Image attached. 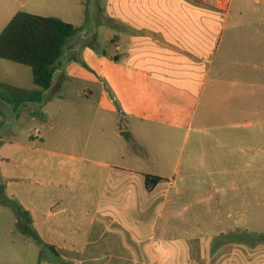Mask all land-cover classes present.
Listing matches in <instances>:
<instances>
[{
	"label": "crops",
	"instance_id": "obj_1",
	"mask_svg": "<svg viewBox=\"0 0 264 264\" xmlns=\"http://www.w3.org/2000/svg\"><path fill=\"white\" fill-rule=\"evenodd\" d=\"M29 1L1 6L5 26ZM234 5L235 0H104L103 14H97L99 5L93 14L96 24L112 32L116 53L109 59L104 51L100 56L82 51L90 42L80 32L85 26L72 24L79 31L66 44L46 93L55 94L69 81L83 86L81 97L92 102L88 119L113 127L109 137L93 135L94 145L87 135L74 150L45 148L38 129L18 132L27 116L34 120V104L15 109L0 101L5 130L0 144L10 150L5 158L9 195L15 209L27 214L17 211L21 233L30 228L33 239L51 253V259L39 261L144 264L145 254L155 258L157 251H170L168 242H156L161 221L182 218L186 197L174 178L144 169L146 162L158 163L144 150L147 133L167 127L169 141L182 135L186 142L193 139L190 163L203 152L207 135H251L233 136L238 148L264 141V31L257 29L264 26V14L256 15L254 8L251 20L233 21ZM249 8L241 0L237 13L242 17ZM6 62L0 60V70ZM106 139L111 143H103ZM124 140H132L131 148ZM145 176L164 181L148 191Z\"/></svg>",
	"mask_w": 264,
	"mask_h": 264
},
{
	"label": "rangeland",
	"instance_id": "obj_2",
	"mask_svg": "<svg viewBox=\"0 0 264 264\" xmlns=\"http://www.w3.org/2000/svg\"><path fill=\"white\" fill-rule=\"evenodd\" d=\"M6 2L9 0H0V8ZM258 2L256 6L253 0H246L249 11H244L240 17L237 11L241 0H235L232 20H251L254 8L259 10L256 15L264 14V0ZM98 5L100 12L97 11V14L101 15L104 0H31L25 9H18L17 12L69 21L80 28V23H83L85 27L80 32H84L91 43L82 44L81 50L88 49L98 56L104 51L109 59L116 53L110 44L112 32L95 23L93 12ZM5 23L6 19L1 17L0 11V32ZM257 29L264 31V26H257ZM93 32L97 34L94 41ZM77 58L78 64L86 69L79 54ZM0 82L33 88L31 70L10 62L1 68ZM83 92L79 82L69 81L55 94H44L42 104L31 106L36 112L34 120L30 121L31 117L27 116L22 125H18L19 135H28L38 129L44 136L43 147L52 150L77 149L78 143H84L87 135L92 137L93 145V135L109 137L113 127L104 123L95 124L88 119L92 102L88 103L90 98L81 97ZM131 126L134 136L138 127L136 123ZM3 131L0 126V135ZM207 136L203 152L197 153L194 156L197 161L190 163L193 139L186 142L182 135L176 142L169 141L167 127L144 135V150L147 148L158 162L155 165L146 162L144 169L174 178L179 193L186 197L187 206L182 218L171 219V223L164 218L161 221L156 242H168L170 251H157L155 258L145 254L144 264H264V141L238 148L231 142L232 137L246 138L251 135ZM217 138L226 142L217 143ZM103 143L110 144L111 141L106 139ZM132 144V140L123 142L130 148ZM0 150H4L3 157L0 155V264H46L39 258L49 260L51 253L35 239L21 233L20 216L13 206L16 201H12L9 195L8 161L5 158L10 150L4 143L0 144ZM129 164L133 162L129 160ZM175 207L177 205L171 210ZM220 235L232 236L235 241L222 244L213 251L216 238L225 241Z\"/></svg>",
	"mask_w": 264,
	"mask_h": 264
},
{
	"label": "trees",
	"instance_id": "obj_3",
	"mask_svg": "<svg viewBox=\"0 0 264 264\" xmlns=\"http://www.w3.org/2000/svg\"><path fill=\"white\" fill-rule=\"evenodd\" d=\"M78 31V28L72 24L57 18L25 12L15 14L0 33V60L29 68L32 73L33 88L21 89L0 83V101L15 109L24 104H41L44 93L52 86L55 65L61 58L68 41ZM112 60L118 61L115 58ZM163 181L158 177L145 176V187L151 191ZM17 211L27 216L20 208H17ZM22 234L35 238L28 227L22 228ZM220 238H224L225 241L216 238L213 251L222 244L235 241L232 236L220 235Z\"/></svg>",
	"mask_w": 264,
	"mask_h": 264
},
{
	"label": "built area",
	"instance_id": "obj_4",
	"mask_svg": "<svg viewBox=\"0 0 264 264\" xmlns=\"http://www.w3.org/2000/svg\"><path fill=\"white\" fill-rule=\"evenodd\" d=\"M38 133V131H35V134H37Z\"/></svg>",
	"mask_w": 264,
	"mask_h": 264
}]
</instances>
